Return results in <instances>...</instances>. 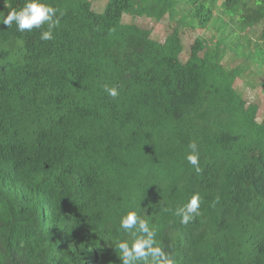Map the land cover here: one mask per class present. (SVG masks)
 Returning a JSON list of instances; mask_svg holds the SVG:
<instances>
[{
  "label": "trees",
  "instance_id": "obj_1",
  "mask_svg": "<svg viewBox=\"0 0 264 264\" xmlns=\"http://www.w3.org/2000/svg\"><path fill=\"white\" fill-rule=\"evenodd\" d=\"M219 1L107 0L97 13L42 0L57 11L39 28L0 23V264H123L118 243L147 238L120 227L130 211L173 264H264V113L234 88L241 69L199 38L182 61L176 26L158 42L122 23L179 14L205 30L220 8L245 36L264 25V0ZM25 2L0 0V19ZM194 194L199 215L181 223Z\"/></svg>",
  "mask_w": 264,
  "mask_h": 264
},
{
  "label": "rangeland",
  "instance_id": "obj_2",
  "mask_svg": "<svg viewBox=\"0 0 264 264\" xmlns=\"http://www.w3.org/2000/svg\"><path fill=\"white\" fill-rule=\"evenodd\" d=\"M89 1L92 9L97 13L103 10L107 2V0ZM180 8L178 6L176 12ZM214 13L213 21L205 30L192 27L188 21H182L179 14L173 17V21H169L170 18L167 15H164L160 21L154 17L137 18L124 15L122 23L137 24L143 29L149 30L151 38L158 42L164 41L170 33L171 26L178 27L184 47L182 61L186 60L188 49L196 38L202 39L207 46H216L225 67L241 69V75L235 81L234 88L239 94H242L246 103L258 106V120H260L264 113V45H262L259 34L264 25L258 26L255 31L249 32L245 36L238 31L234 21H230V18L222 14L220 8L216 9ZM258 50H260L259 53H257Z\"/></svg>",
  "mask_w": 264,
  "mask_h": 264
},
{
  "label": "clouds",
  "instance_id": "obj_3",
  "mask_svg": "<svg viewBox=\"0 0 264 264\" xmlns=\"http://www.w3.org/2000/svg\"><path fill=\"white\" fill-rule=\"evenodd\" d=\"M57 11L54 7L42 0H26L24 6L19 10L13 8L7 12L0 19V23L10 28L13 23L17 27V31H31L33 28H39L45 21L51 19V14ZM62 15V13H61ZM42 39H53L51 32H44ZM107 94L113 98L119 95L116 87L105 86L104 89ZM191 153L187 156L188 162L195 166L199 171L198 161L199 156L197 152V145L193 142L189 145ZM200 197L198 194H194L188 203L178 210V215H181V223H188L194 215H199ZM139 223V231L147 234V238L137 239L131 246L125 242H119L118 248L120 250V256L123 260V264H129L130 260L141 261L146 257L151 256L155 261V264H173L171 257L166 255L162 249L157 246V241L154 239L156 233L150 230L148 223L145 220L138 222L137 215L134 211H130L126 216L121 218L120 227L124 229H133L135 225Z\"/></svg>",
  "mask_w": 264,
  "mask_h": 264
}]
</instances>
